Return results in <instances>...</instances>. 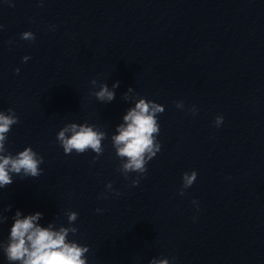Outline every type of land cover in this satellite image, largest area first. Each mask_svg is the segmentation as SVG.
<instances>
[{"label": "clouds", "instance_id": "obj_1", "mask_svg": "<svg viewBox=\"0 0 264 264\" xmlns=\"http://www.w3.org/2000/svg\"><path fill=\"white\" fill-rule=\"evenodd\" d=\"M2 27L0 25V28ZM21 39L32 42L35 40V35L31 31H25L21 34ZM29 58L24 56L23 62L28 61ZM15 71L18 74L20 70L17 68ZM96 83L95 79L91 81L92 85ZM118 84L119 82L113 84V89L118 87ZM131 91L130 88L129 92ZM92 95L101 102H111L115 99V92L110 90L106 83H101L99 91ZM125 98H127V94H125ZM174 104L179 109L184 108L182 101L174 102ZM164 111V106L155 101L146 98L139 99L135 107L129 109L123 116L124 123L117 126L116 129L118 134L111 138L116 155L122 161L118 171L124 175L125 179H128L130 173L138 174L137 178L132 180V186L139 184L140 178L147 172V164L161 151V143L157 139L160 133L158 115ZM191 111L193 114L196 113L195 106ZM223 119L222 115H218L214 120L215 126L219 127L223 123ZM18 122L19 118L13 109L9 108L7 113L0 111V188H5L13 183V174L19 175L23 179L39 177L43 171L40 165L44 158L31 146L25 147L15 155L6 149L7 134ZM67 133L70 135H66ZM106 138L105 132L94 129V126L87 123L66 124L56 136L66 155L73 151L83 154L90 149L96 153L94 161L103 153L104 148L101 141ZM196 179L197 172L195 170L183 173L180 195H184V189L191 187ZM106 187L112 189V184L108 183ZM114 194L118 196L119 192H114ZM193 203L196 204L197 201L193 200ZM10 210L11 205L4 208L3 211ZM96 211L102 210L96 209ZM42 215L41 212H36L22 217L21 212L16 211L8 241L0 243V248H2L9 264H16V262L18 264H87L85 254L89 252L88 246L68 240L69 233L75 234L77 228L61 226L59 230H54L53 224L42 227L38 223ZM77 218L76 212H67L69 225H72ZM7 219V216L0 213V224L6 222ZM150 264H169V260L152 259Z\"/></svg>", "mask_w": 264, "mask_h": 264}]
</instances>
